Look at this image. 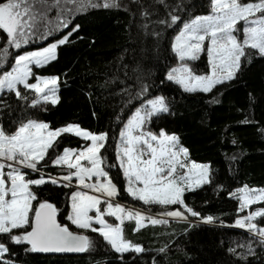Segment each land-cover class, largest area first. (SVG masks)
Returning a JSON list of instances; mask_svg holds the SVG:
<instances>
[{
    "label": "trees",
    "instance_id": "obj_1",
    "mask_svg": "<svg viewBox=\"0 0 264 264\" xmlns=\"http://www.w3.org/2000/svg\"><path fill=\"white\" fill-rule=\"evenodd\" d=\"M210 1L164 0L162 4L159 0H140L134 4L118 0L123 7L104 9L82 8L79 0H60L58 6L56 0H48L54 6L47 8L44 20L37 21L39 32L20 49H9L0 73L17 55L57 43L79 25V30L68 37L69 43L57 48L55 60L43 67L30 66L34 75L29 83H34L36 76L59 78V103L28 107L35 94L18 85L29 99L18 100L12 92L0 94V127L12 133L22 122L37 120L48 123L53 130L72 124L92 133H106L102 155L110 165L105 171L118 184L117 202L160 216L178 210L185 218L156 225L147 221L138 231L134 219L124 221L125 239L145 251L119 253L98 232L71 224L68 214L74 188L63 187L61 182L32 186L37 195L34 206L45 201L53 204L59 224L90 237L93 247L80 254L48 256L28 250V244L11 243L6 234H0V242L9 248L0 264H145L141 259H151L155 264H264V244L259 238L232 226L236 219L247 215L246 210L238 211L240 201L233 194L238 197L245 186L264 189V57L249 50L255 55L243 63L237 77L208 93L185 92L165 78L177 61L171 50L173 36L187 20L208 14ZM145 10L150 13L148 17L144 16ZM173 15L180 18L176 25L158 23L170 22ZM62 19L71 20L67 28L58 27ZM0 36L5 37L0 45L7 46L2 30ZM189 65L197 74L209 72L205 53ZM142 85L148 87V93L138 97ZM158 95L165 98L169 113L151 117L146 129L157 135L161 130L177 135L180 145L188 150V160L208 166L210 183L185 192L184 200L201 217L212 216V223L184 213L180 205H145L124 190L115 158L119 133L138 106ZM88 142L64 134L55 150L49 152L55 159L64 149L78 150ZM43 164L38 165L39 173L23 170L27 178H58L70 171L51 161L47 166ZM254 207L264 208V203ZM254 223L262 226L264 218ZM30 230L16 229L14 234Z\"/></svg>",
    "mask_w": 264,
    "mask_h": 264
},
{
    "label": "snow or ice",
    "instance_id": "obj_2",
    "mask_svg": "<svg viewBox=\"0 0 264 264\" xmlns=\"http://www.w3.org/2000/svg\"><path fill=\"white\" fill-rule=\"evenodd\" d=\"M131 2L139 4L140 0ZM159 2L163 4L164 0ZM59 3L60 0H56L55 6ZM79 3L82 8L110 9L124 6L118 0H99V3L97 0H79ZM211 4L212 14L196 17L191 22L184 23L172 44V51L181 62V66L171 69L166 78L180 84L188 92H211L217 84L235 79L243 63L250 61L255 55L249 50H256L264 57V0L247 3L244 0H211ZM53 6L48 0H0V30L6 34L7 45H0V66L8 60L10 48L20 49L39 32L37 21L44 20L47 8ZM149 15L150 13L145 10L144 16ZM179 19L173 15L170 22L161 20L158 23L170 27L176 25ZM240 22L244 24L242 39H238L236 35L241 31L237 27ZM70 23L71 20L62 19L58 27L67 28ZM144 27L147 28L148 25L145 24ZM78 30L79 25H75L68 35L42 51L17 55L11 71L0 75V94L12 92L18 100L28 101L29 98L17 87L22 85L23 89L35 94L28 107L58 104L59 78L36 76V82L29 83V79L34 75L30 65L43 67L44 64L55 60L57 48L69 43L68 37L73 31ZM4 39V36H0V40ZM205 41L211 75L197 76L185 62L199 58V54L205 51ZM147 93L148 87L142 85L136 95L146 96ZM162 113H169L165 98L148 99L134 112L120 133L121 143L117 155L127 180L126 190L133 199L145 205H180L184 213L201 218L205 223H212L214 221L212 216L201 217V214L188 207L184 200L186 191L210 183L208 166L185 163L188 150L180 145L177 135L167 134L164 130L157 135L146 129L151 117ZM64 134H72L90 143L79 151L64 149L61 155L53 159L49 150H55L59 138ZM107 140L106 133H92L72 124L53 130L48 123L28 120L22 122L12 133L0 127V234H6L11 243L30 245L28 250L32 252L89 251L93 247L92 239L87 235L74 234L68 227L57 223V208L53 204L45 201L39 202L38 207L33 205L32 202L37 200V195L32 186L46 183L58 185L61 180L70 182L75 178L78 187L114 199L119 195L118 188L105 171V166L110 165L102 155ZM42 161L44 162L42 166H47L51 161L55 166H65L70 171L58 179L50 176L48 179L43 176L28 179V174L22 169L39 172L41 168L38 165H41ZM82 161H87V164H83ZM181 169L185 171L181 172ZM93 177L96 178L95 183H86V180ZM62 186L68 187L69 184L65 183ZM240 193L242 194L238 197L233 194L234 198L240 201L238 208L240 212L253 204L264 203V189L257 190L245 186L240 189ZM71 200L72 212L68 217L71 223L79 229L98 232L119 253L145 251L143 247L125 239L122 228L125 220L134 219L137 231L146 220L151 225L166 223L140 212L126 210L119 204L113 205L102 201L99 196L89 195L85 191L74 192ZM102 203H106L107 207L102 209ZM92 211L95 212V216L89 215ZM164 215L185 218L180 211H166ZM105 216H113L119 223L109 224ZM257 218H264V208L236 219L232 226L258 236L259 243L264 244V227H258L254 223ZM94 225H99V228ZM25 228L31 230L25 231L22 235L14 234V230ZM248 250L251 252V246ZM8 252L9 248L0 242V259Z\"/></svg>",
    "mask_w": 264,
    "mask_h": 264
},
{
    "label": "rangeland",
    "instance_id": "obj_3",
    "mask_svg": "<svg viewBox=\"0 0 264 264\" xmlns=\"http://www.w3.org/2000/svg\"><path fill=\"white\" fill-rule=\"evenodd\" d=\"M212 14V4H211V1H210V12L208 13V14H206V15H211ZM206 15H200V16H206ZM200 16H196V17H200ZM196 17H193V18H191V19H189V20H187L186 22H184V23H187V22H191L193 19H195ZM184 23L180 26V28L178 29V31L176 32V34L173 36V38H172V41H171V50H172V44H173V41H174V38H175V36L179 33V31L183 28V25H184ZM237 27L238 28H240L241 29V31L239 32V33H236V35L238 36V39H242V37H243V31H242V29H243V27H244V24H243V22H240L238 25H237ZM51 45H48V46H46V47H50ZM46 47H44V48H46ZM44 48H41V49H38V50H33V51H42ZM206 48H207V41H205V51H202L200 54H199V57L203 54V53H205L206 54V57H207V62H208V64H209V72L208 73H206V74H197V73H195L193 70H192V72H193V74L194 75H197V76H208V75H211V65H210V63H209V58H208V55H207V51H206ZM33 51H28V52H24V53H22V54H26V53H29V52H33ZM173 52V51H172ZM174 53V52H173ZM175 54V53H174ZM175 56H176V54H175ZM176 59H177V61H176V63L174 64V66L172 67V68H170L169 70H168V72L169 71H171V69H173V68H178V67H180L181 66V62L179 61V59L177 58V56H176ZM187 65H188V67L190 68V65H189V61H186L185 62ZM14 64V62L8 67V68H6V69H3L2 70V72L0 73V75H3L4 73H6L7 71H11V67H12V65ZM31 66V65H30ZM191 69V68H190ZM168 72H167V74H168ZM167 74H166V76H165V78L167 77ZM44 78H50V77H44ZM167 79V78H166ZM168 80V79H167ZM169 81V80H168ZM36 82V81H35ZM171 82H173V81H171ZM173 83H175V82H173ZM175 84H177L180 88H181V90H183V91H185L184 90V88L180 85V84H178V83H175ZM218 85V84H217ZM213 90V89H212ZM185 92H188V91H185ZM198 92H201V93H205V92H202V91H193V92H189V93H198ZM208 93V92H207ZM157 97H161L160 95H158V96H155V97H153V98H151V99H154V98H157ZM143 105V104H142ZM142 105H140V106H138L133 112H132V114L129 116V118L126 120V122H125V124H124V127H125V125L127 124V121L131 118V116L134 114V112L137 110V109H139V108H141L142 107ZM124 127L122 128V130L124 129ZM121 130V131H122ZM121 131H120V133H121ZM120 133H119V138H118V141H117V143H116V147H115V158H116V165H117V167L119 168V170L121 171V174H122V177H123V182H122V184H123V186H124V190H125V192L128 194V192H127V187H128V185H127V180L125 179V177H124V175H123V170L121 169V167H120V161H119V159H118V151H119V145H120V143H121V137H120ZM90 142H88V144H89ZM79 150H82V148L81 149H78L77 151H79ZM63 153V152H62ZM61 153V154H62ZM182 159H183V157H181ZM82 163L83 164H87V161H82ZM185 163H187V164H191V163H195V162H192V161H189L188 160V157H187V160H185ZM196 164H199V163H196ZM199 165H204V164H199ZM60 167H65V166H60ZM23 170H26V169H22V171ZM27 170H29L30 172H33L32 170H30V169H27ZM71 171H74V170H71ZM183 171H185L184 169H181V172H183ZM33 173H39V172H33ZM44 177V176H43ZM51 177H54V176H51ZM110 177V176H109ZM45 178V177H44ZM47 178H49V177H47ZM47 178H45V179H47ZM56 179H58L57 177H55ZM101 179H103V178H101ZM95 180H96V178L95 177H93L91 180H86V183H95ZM62 181V180H61ZM62 182H64L63 184H65V183H67V184H69V186L70 187H72V188H74V191L72 192V194L74 193V192H76V191H85V192H87L89 195H96V196H99L100 197V199L102 200V201H107V202H109V203H112L113 205H116V204H119V205H121L122 207H124L126 210H133V211H136V212H140V213H142L143 215H145V216H150V217H152V218H155V219H159V220H166V221H181V220H183V219H180V218H172V217H168V216H166V215H164V216H160V215H157V214H152V213H148L147 211H145V210H143L142 208H138V207H133V206H130V205H128V204H125V203H119V202H117V200H116V197L114 198V199H110V198H108V197H106V196H102L100 193H94V192H92L91 190H89V189H82V188H80V187H78L77 186V181H76V179L75 178H73L70 182H67V181H62ZM61 182V183H62ZM113 183L117 186L118 184L117 183H115L114 181H113ZM195 188H198V187H195ZM194 188V189H195ZM187 192V191H186ZM72 194H71V196H72ZM242 193H240V191H239V195H241ZM129 195V194H128ZM132 197V196H131ZM33 203V202H32ZM143 203V202H142ZM260 204H262V203H257V204H253V205H251L249 208H247L246 209V211H247V214L249 213V212H252V211H255V210H258V209H261L260 207H254V206H256V205H260ZM34 205V204H33ZM71 205H72V200H71V197H70V210H69V214H68V217L71 215V212H72V209H71ZM36 207H38V205H35ZM254 207V208H251V207ZM107 207V204L106 203H102L101 204V208L103 209V208H106ZM174 211H178V210H174ZM30 215H32V214H30ZM89 215H92V216H95V212L94 211H92V212H90L89 213ZM106 217H108L109 219L107 220L106 219ZM105 219H106V221L109 223V224H112V225H116V224H118L119 223V221H117L116 220V218L115 217H113V216H105ZM70 221V220H69ZM126 221V220H125ZM71 222V221H70ZM147 223V220L144 222V224L143 225H145ZM72 224V223H71ZM74 225V224H73ZM143 225H141V226H143ZM75 226V225H74ZM140 226V227H141ZM76 227V226H75ZM94 227H97V228H99V225H94ZM259 227H264V225H262V226H259ZM79 229V228H78ZM252 235V234H251ZM253 236V235H252ZM253 237H257V238H259L258 236H253ZM141 261L143 262V263H145V264H155L151 259H141Z\"/></svg>",
    "mask_w": 264,
    "mask_h": 264
},
{
    "label": "water",
    "instance_id": "obj_4",
    "mask_svg": "<svg viewBox=\"0 0 264 264\" xmlns=\"http://www.w3.org/2000/svg\"><path fill=\"white\" fill-rule=\"evenodd\" d=\"M51 178L56 179L55 177H51ZM60 182H62V181H60ZM62 183H64V182H62ZM56 220H57V223H59L58 222V214L56 215ZM71 232H73V231H71ZM73 233L74 234H80V233H77V232H73ZM36 253L42 254V255H48V256H64V255L80 254L82 252H36Z\"/></svg>",
    "mask_w": 264,
    "mask_h": 264
}]
</instances>
